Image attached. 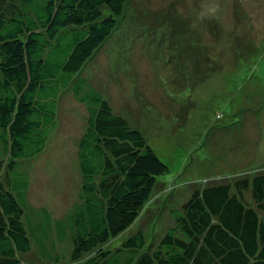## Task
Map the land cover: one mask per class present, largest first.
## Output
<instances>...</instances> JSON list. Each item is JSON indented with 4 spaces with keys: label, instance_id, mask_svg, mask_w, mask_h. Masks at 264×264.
<instances>
[{
    "label": "trees",
    "instance_id": "16d2710c",
    "mask_svg": "<svg viewBox=\"0 0 264 264\" xmlns=\"http://www.w3.org/2000/svg\"><path fill=\"white\" fill-rule=\"evenodd\" d=\"M132 2L0 0V264H36L24 260L29 254L59 264L68 246L83 264H264L257 162L233 183L198 185L159 241L133 231L169 168L86 76ZM66 94L87 111L77 143L81 184L72 202L45 207L33 201L43 190L34 166L60 130Z\"/></svg>",
    "mask_w": 264,
    "mask_h": 264
},
{
    "label": "rangeland",
    "instance_id": "374dc122",
    "mask_svg": "<svg viewBox=\"0 0 264 264\" xmlns=\"http://www.w3.org/2000/svg\"><path fill=\"white\" fill-rule=\"evenodd\" d=\"M86 76L169 168L134 232L159 241L198 185L233 183L256 162L264 169V0H134ZM62 100L60 130L34 166L43 190L33 201L45 207L75 200L81 178L87 111L74 97ZM61 251L59 264H83L69 246ZM24 260L53 264L35 254Z\"/></svg>",
    "mask_w": 264,
    "mask_h": 264
}]
</instances>
